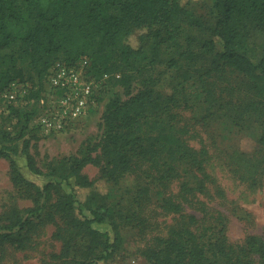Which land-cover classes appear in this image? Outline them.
Masks as SVG:
<instances>
[{"label":"trees","instance_id":"1","mask_svg":"<svg viewBox=\"0 0 264 264\" xmlns=\"http://www.w3.org/2000/svg\"><path fill=\"white\" fill-rule=\"evenodd\" d=\"M204 1L211 6L207 19L195 13V0H0V96L13 81H25L24 67L38 80L36 95H29L35 101L15 109L25 113L21 128L12 133L0 125V159L8 162L13 186L32 199L28 208L0 214V258L7 249L28 248L38 225L56 221L61 250L43 263L99 264L117 251L121 227L145 224L141 215L156 193L163 209L182 220L177 218L145 252L151 264H264L260 238L230 242L225 217L200 201L209 186L221 196L224 192L206 146L188 142L190 131L181 115L194 111L202 126L225 119L240 128L259 127L264 146V57L254 63L249 54L251 35L264 34V0ZM186 28L199 36L186 35ZM83 57L89 60L90 76L108 75L90 115L110 86L129 87L147 65L178 74V87L164 94L149 76L127 99L107 98L100 139L83 143L76 154L43 170L31 153L32 129L27 128L39 112L36 100L55 62L72 64ZM17 156L32 175L44 178L42 185L25 177ZM227 159L235 178L259 183L260 158L235 151ZM89 165L99 168L112 189L130 177L134 182L117 188V195L102 194L84 172ZM172 184L179 196L200 205L203 216L183 212L166 192ZM83 190L89 192L81 201Z\"/></svg>","mask_w":264,"mask_h":264},{"label":"rangeland","instance_id":"2","mask_svg":"<svg viewBox=\"0 0 264 264\" xmlns=\"http://www.w3.org/2000/svg\"><path fill=\"white\" fill-rule=\"evenodd\" d=\"M195 1L198 2L193 6L195 13L205 19L209 18L211 15L209 2ZM185 34L199 36L195 30L188 28L185 29ZM135 41V38L131 40L134 45ZM249 54L254 63L264 57L263 33L254 32L251 35ZM149 76L157 80L156 89L164 94H169L178 87V74L163 65H147L143 74L136 76L129 87L110 86L104 94L105 101L93 113L94 117L89 120L92 114L89 115L75 131L45 136L35 127L34 121L29 123L28 130L32 129L28 134L29 137L31 136L30 150L37 165L45 170L52 161L76 154L83 143L97 142L102 135L99 125L106 99L116 95L122 100L127 99L128 94H135L141 88L143 79ZM23 80L31 87L30 97L36 95L38 80L29 67H24ZM8 106L0 96V125L15 133L21 128V124H24L25 113L18 110L20 108L18 104ZM16 108L18 111L15 110ZM193 114L194 111H181L182 122L188 126L190 131L188 142L198 148L203 144L206 146L211 157L214 174L224 192V195L221 196L215 193L213 187L209 186V194L200 197V201H204L207 209L214 215L220 213L225 217L226 234L230 242L241 243L248 236H256L264 242V146L260 142L262 130L259 127L240 128L225 119H213L202 126L195 121ZM235 151L262 160L258 177L259 183L256 186L241 182L229 171L225 161H228L227 158ZM16 160L28 180L37 185L43 184L44 178L34 176L27 170L24 158L17 156ZM84 172L94 181V189L102 194L111 191L110 195H117L121 192L117 188H129L134 182L130 177L112 189L111 184L100 178V171L96 166L89 165L84 169ZM88 192L89 190L79 191V200L82 201ZM166 192L182 204L184 213L203 216L204 211L199 209L200 205L195 200L179 196V187L176 184H172ZM30 206H32L30 193L24 188L13 186L9 177L8 162L0 159V214L13 208L20 210ZM141 216H143L145 224L141 227L133 224L121 227L122 239L117 251L109 259L101 261L99 264H151V261L144 255L145 252L155 248V238L165 237L167 230L176 222L178 216L163 209L162 198L156 193L151 195ZM56 223V221H46L38 225L32 233L31 245L24 250H5L0 258V264H44L43 262L48 260L50 255L58 254L62 246V237L58 233L59 227ZM96 228L102 231L108 230L105 225H97Z\"/></svg>","mask_w":264,"mask_h":264},{"label":"built area","instance_id":"3","mask_svg":"<svg viewBox=\"0 0 264 264\" xmlns=\"http://www.w3.org/2000/svg\"><path fill=\"white\" fill-rule=\"evenodd\" d=\"M89 67L85 57L72 64L57 61L52 66L44 82L45 88L36 100L39 112L35 124L44 135L74 130L97 107V92L108 75L97 80L90 76ZM30 89L26 82L13 81L1 93V98L7 105L31 104L35 99L29 98Z\"/></svg>","mask_w":264,"mask_h":264},{"label":"crops","instance_id":"4","mask_svg":"<svg viewBox=\"0 0 264 264\" xmlns=\"http://www.w3.org/2000/svg\"><path fill=\"white\" fill-rule=\"evenodd\" d=\"M93 115H94V114H92V115L90 116L89 120L91 119V117H94ZM89 120H88V121H89ZM84 126H85V125H84ZM84 128H86V126H85ZM75 130H76V128H75L74 130H72V131H75ZM72 131H70V132H72ZM82 131H83V130H82ZM41 133H42V132H41ZM42 134H43V133H42ZM45 136H48V135H45Z\"/></svg>","mask_w":264,"mask_h":264}]
</instances>
